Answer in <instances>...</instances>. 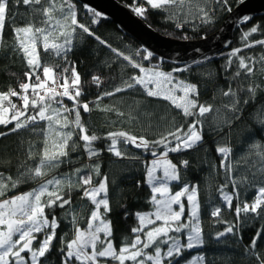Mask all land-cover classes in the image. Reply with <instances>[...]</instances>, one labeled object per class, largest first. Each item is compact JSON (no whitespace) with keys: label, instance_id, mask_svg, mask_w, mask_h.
Here are the masks:
<instances>
[{"label":"trees","instance_id":"trees-1","mask_svg":"<svg viewBox=\"0 0 264 264\" xmlns=\"http://www.w3.org/2000/svg\"><path fill=\"white\" fill-rule=\"evenodd\" d=\"M121 4L132 10L133 6H143L147 9L144 16H139L150 27L157 32L174 38L186 40H199L213 34L221 25L226 15L241 0H228L227 7L220 6L217 0H209L207 7L210 9L211 22H203L195 12L185 19L183 13L178 20H170L166 17L168 12L152 9L147 5L146 0H117ZM77 6L78 20L81 23L90 25L91 31L101 40L106 41L112 48L118 49L133 60L142 64L143 67L158 66L166 72L172 71L174 76L197 86L198 102L204 105H212V112L206 114L201 119L204 121L202 131L203 140L192 149L170 152L168 159L177 165L180 180L170 184L172 191L180 190L184 184L196 185L198 190V201L200 204V227L202 230L203 245L196 249L186 250L178 258V264L190 259L193 254H200L204 257V264H229L233 254L239 253L248 264H258L256 253L261 260H264V234L257 240L255 249H251V241L258 230L264 229V209L259 215L241 214L239 220L235 214L237 205L243 206L244 202L252 203L255 200L256 189L264 186V173L258 171L262 166L259 157L250 145L259 142L264 146V124L258 119H264V62L258 63L251 76L241 75L233 79L237 71L238 60L233 57V64L227 68L229 53L236 48H241L238 56L254 57L259 60L264 55V45H255L245 48L241 36L244 32L250 31L254 26L259 25L257 33L248 37V42L264 39V14L251 18L246 24L238 25L232 36L231 44L222 52L202 58L198 61L186 65H173L161 61L155 56L150 59H143L146 54L144 49L131 37L123 33L117 25L103 17L97 23H92V16L83 7V4L73 0ZM205 6V5H201ZM133 11V10H132ZM169 12H176L177 8H171ZM39 16H33L30 9L22 3L15 5L10 0L8 18L2 35L0 44V92H7L9 89L21 91L20 83L30 82L24 75L29 71L23 53L16 48V38L14 27H24L29 22L34 21L40 26ZM181 24V27H177ZM41 61L48 65H60L61 68L72 64L81 78V88L83 94L79 97V103H89L91 111L84 112L80 109L81 119L88 129L89 134L95 133L101 137L95 142V147L100 154L89 160L83 150L82 141L74 136L73 139L80 147L75 152L69 147L70 162L61 164L59 175L72 173L77 168L84 165L99 163L100 176L93 177L94 186H98L99 181L106 175L107 198L109 200L110 211L105 213V218L111 221V241L118 251L124 246L125 241L131 243L135 239L132 229L139 226L137 213H149L155 210L151 202L152 191L147 183L146 165L153 158L151 151L135 148L132 145L122 146L127 156L117 158L108 149L110 140L106 139L109 132L125 131L133 135L144 136L149 141L159 140L162 136L180 125H187L192 122L193 117H185L180 109H177L169 100L161 97H150L139 85L116 93L112 96H103L105 92H111L116 87H123L125 82H131L133 75H138L139 69L133 68L128 61L122 57H117L110 48L101 44L94 36L77 30L73 38L71 51L67 53V58L54 57L51 53H45L43 48H39ZM140 55H136L137 52ZM188 70L175 72L174 69ZM59 71V69H57ZM70 74V73H69ZM98 76L101 83H93V77ZM34 79V78H33ZM259 85L255 97L249 98L247 91L239 92L240 112L239 119L225 105L232 103V97H225L224 91L231 86L239 90L241 87L247 89L248 85ZM102 98L97 101V97ZM12 103L20 106L22 101L17 97L11 98ZM244 100H248L244 104ZM91 102V103H90ZM63 103L68 108L73 102L68 98L63 99ZM7 106V103L5 104ZM108 109V110H106ZM217 109L220 112L217 113ZM31 111V110H30ZM123 113V115H119ZM70 119L74 113L69 114ZM215 118V122H214ZM231 121L230 124L224 123ZM14 125H0V133H7L0 136V174L5 178L11 176L15 179L19 172L27 167H34L38 163L39 154L43 150L45 139L42 130L46 129V122H39L36 125L10 133ZM218 147L231 148L230 161L233 165L231 172L220 167L223 155L217 151ZM162 152L163 147L154 149ZM34 155L30 158L29 152ZM188 161L187 166L181 164ZM87 172V169H85ZM51 173V174H53ZM232 180L239 181L235 189ZM41 181L25 180L15 189L7 192V197L27 192ZM227 185L224 191L233 195L232 206L229 208L222 200L220 186ZM82 189L73 188L71 191V205L64 208L54 206L46 208L45 214L49 220L53 216L57 218L58 228L56 236L52 242L51 249L45 257L40 258V264H62V238L64 244L74 238V229L71 222V214L74 211L78 214V223L81 228H86L87 219L94 205L87 198H82ZM68 190H64V197L68 198ZM45 200L47 197L44 198ZM221 208L219 218L212 217L214 208ZM103 212V208H101ZM68 213V215H65ZM188 214L185 211L182 217L183 222H187ZM229 225H239L238 234H226L217 238V233L224 231ZM234 231H236L234 229ZM143 234H141L142 236ZM182 243L185 242V233L179 234ZM43 239L42 234L37 235L34 247H39V241ZM166 250V246H162ZM249 247V251L245 248ZM66 251V247L64 249ZM152 253L153 249L146 250ZM28 257L27 253H24ZM103 258L99 262H103ZM73 264H77L73 260ZM177 264V261H173Z\"/></svg>","mask_w":264,"mask_h":264},{"label":"snow or ice","instance_id":"snow-or-ice-1","mask_svg":"<svg viewBox=\"0 0 264 264\" xmlns=\"http://www.w3.org/2000/svg\"><path fill=\"white\" fill-rule=\"evenodd\" d=\"M15 5L23 4L28 7L33 16H39L40 26L35 22H29L24 27H14L13 31L16 38V48L23 53L29 71L24 75L30 82L20 83V92L9 89L7 92H0V125L7 126L13 124L9 129L14 133L21 129H26L36 125L39 122H46V129L42 130L45 139L43 141V150L39 154L38 163L34 167H27L19 172L13 179L11 176L5 178L0 174V264H40V258L45 257L51 249L52 242L56 236L58 228L57 218L55 216L49 220L45 214L46 208L59 206L64 208L71 205V191L73 188L82 189V198H87L95 206L87 219L86 228H81L78 223V214L74 211L71 214V222L74 229V238L64 244L62 238V264H99L101 258L112 259L118 264H125L130 261L131 264H173L186 250L203 245L202 230L200 227V204L198 201V190L196 185L183 187L174 194L171 192L170 184L180 180L177 165L168 159L170 152H180L194 148L203 140L202 131L204 121L201 119L206 114L212 112V105H204L198 102L197 86L184 81L176 80L172 72H163L158 66L145 68L141 63L136 62L131 56L125 55L118 49L112 48L106 41L95 36L91 31L90 25L81 23L78 20V10L73 0H11ZM243 2V0H241ZM147 5L152 9H158L168 12L167 19L178 20L183 13L185 19L193 15V6L199 18L207 23L211 22L210 9L207 7L209 0H146ZM220 6L227 7L228 0H217ZM205 6H201V5ZM10 0H0V44H2V35L9 13ZM83 7L92 16V23H97L101 13L85 4ZM171 8H177L176 12H169ZM132 10L138 16H144L147 9L143 6H133ZM231 11V8H228ZM251 17L245 15L240 22H247ZM177 24V27H181ZM77 30L85 34L94 36L101 44L128 61L133 68L139 69L141 75H133L131 82H125L123 87H116L111 92H105L103 96H112L121 91L131 89L137 85L145 89L150 97H163L169 100L182 114L187 117H193L191 123L175 128L162 136L159 140L149 141L144 136L133 135L125 131L109 132L106 139L110 140L108 151L117 158H125L126 152L122 146L132 145L135 148L151 151L152 159L146 165L147 183L151 186V202L155 210L149 213H137L139 226L132 229L135 239L131 243L125 241L119 251H117L110 239L111 221L105 218V213L110 211L109 200L107 198V176L105 175L94 186L93 177L100 176L99 163L84 165L82 168L75 169L72 173L62 175H51L59 169L61 164L70 162L69 147L75 152L80 145L73 139L74 136L82 141L83 150L86 152L89 160L99 156L100 152L95 147V142L101 137L95 133L89 134L87 127L81 119L80 109L84 112L91 111L89 103H79V97L83 94L81 88V78L76 71L74 64L71 67L60 65H48L41 61L38 51V45L42 46L45 53H51L54 57L67 58V53L73 46V38ZM259 25L254 26L248 32H244L241 40L244 41V47H254L255 45H264V39L248 42V37L257 33ZM143 59L147 60L153 56V53L144 50ZM241 48L233 49L229 53L227 68L233 64V57L238 60L237 71L233 79L239 77L241 72L251 76L258 63L264 62V55L259 60L254 57L238 56ZM136 55H140L138 51ZM207 59V58H206ZM174 69L173 71L188 70ZM59 69V71H57ZM70 73V74H69ZM34 78V79H33ZM93 83H101L98 76L93 77ZM259 85L249 84L247 89L241 87L239 90L231 86L223 92L225 97L231 96L232 103L224 107L234 113L239 119L240 99L239 92L247 91L249 98L255 97ZM177 91L182 95H176ZM17 97L22 104L18 106L12 103L11 98ZM68 98L73 102L72 107L64 105L63 99ZM102 96L97 97V103ZM7 103V106L5 104ZM91 103V102H90ZM244 104L248 100H244ZM31 110V111H30ZM108 110V109H106ZM217 113L220 109L216 110ZM11 115L9 117V113ZM74 113V117L69 119V114ZM123 115V113H119ZM215 122V118H214ZM258 122L264 124V119H258ZM224 123L230 124L231 121L225 120ZM7 133H0V136ZM163 147L162 152L154 149ZM250 149L255 152L261 162L258 169L264 173V146L259 142L250 145ZM217 151L221 153L224 159L221 160L220 167L226 172H231L233 165L230 161L231 148L218 147ZM34 155L29 152L30 158ZM185 167L188 161H182ZM87 169V172H85ZM162 175H157V170ZM41 182L38 186L28 192L7 197V192L15 189L25 180H37ZM235 189L239 181H231ZM227 185L220 186V194L229 208L232 206L233 195L224 191ZM68 190V198L64 197V190ZM103 194V195H102ZM47 197L45 200L44 198ZM182 197L186 198L189 211L187 222L182 221L185 214V204ZM174 205L179 210L174 209ZM103 207V212L101 211ZM264 209V186L256 189L255 200L249 204L243 203V206L237 205L235 214L239 220L241 214L259 215ZM221 208L216 207L211 212L212 217L219 218ZM65 215H68L66 213ZM154 217V219H153ZM157 222H162L157 224ZM147 229V230H146ZM234 229L236 231H234ZM239 225H229L224 231L217 233V238L226 234H238ZM103 233V239L101 238ZM186 234V243H182L179 234ZM42 234L43 239L39 241V247H34V241H37V235ZM141 234H143V239ZM264 234V229L258 230L256 236L252 238L250 248L255 249L257 240ZM99 246V247H98ZM162 246H166V250ZM66 247V251L64 250ZM153 249L152 254L146 250ZM89 249L91 251H89ZM249 251V247L245 248ZM24 253L28 254L26 259ZM256 255L258 264H264V260ZM204 257L196 256L187 262V264H203Z\"/></svg>","mask_w":264,"mask_h":264},{"label":"water","instance_id":"water-1","mask_svg":"<svg viewBox=\"0 0 264 264\" xmlns=\"http://www.w3.org/2000/svg\"><path fill=\"white\" fill-rule=\"evenodd\" d=\"M101 13V17L114 22L126 35L144 50L153 53L161 61L173 65H186L224 51L232 41L235 28L245 15L253 18L264 14V0H243L224 18L220 27L202 39L179 40L165 36L152 27L127 6L117 0H75ZM35 243V241H34Z\"/></svg>","mask_w":264,"mask_h":264},{"label":"rangeland","instance_id":"rangeland-1","mask_svg":"<svg viewBox=\"0 0 264 264\" xmlns=\"http://www.w3.org/2000/svg\"><path fill=\"white\" fill-rule=\"evenodd\" d=\"M134 12V11H133ZM37 26V25H36ZM181 40H186V39H181ZM42 48V46H40V45H38V50H39V48ZM153 67H157V66H149V67H145V68H153ZM159 68V67H158ZM159 70H161V71H163V72H166V71H164L163 69H161V68H159ZM170 72H172V71H170ZM173 74V73H172ZM138 75H141V73L139 72L138 73ZM137 75V76H138ZM173 77L176 79V80H180V79H178V78H176L175 76H174V74H173ZM180 81H183V80H180ZM184 82H186V81H184ZM145 90V89H144ZM176 95H182V93L181 92H179V91H177V93H176ZM161 98H163V97H161ZM9 115V117H10V115H11V112L8 114ZM69 119H70V117H69ZM46 126H47V123H46ZM152 159H154V157L152 158ZM151 159V160H152ZM60 174V172L59 171H57L56 173H53V174H51V175H59ZM157 175H162V172L158 169L157 170ZM39 184V183H38ZM38 184L36 185V186H34L33 188H31L30 190H32V189H34V188H36L37 186H38ZM151 187V186H150ZM30 190H28V191H30ZM27 191V192H28ZM179 191V190H178ZM171 192L174 194L175 192L174 191H172V189H171ZM25 193V192H24ZM20 194H22V193H20ZM16 195H18V194H16ZM103 195V194H102ZM13 196V195H12ZM11 197V196H10ZM255 197H256V194H255ZM221 198H222V196H221ZM222 200H223V198H222ZM182 201L184 202V204H185V211H187V214H188V211H189V205H188V202H187V200H186V198H184V197H182ZM224 201V200H223ZM249 204H251V203H249ZM174 207V209L175 210H179L178 209V206H176V205H174L173 206ZM101 208H103V207H101ZM153 219H154V217H153ZM188 220V219H187ZM160 223H162V222H157V224H160ZM147 230V229H146ZM101 238L103 239L104 237H103V233H101ZM185 242L184 243H186L187 241H186V234H185ZM142 239H143V235H142ZM33 246H35V245H33ZM99 247V246H98ZM200 247V246H199ZM196 248H198V247H194L193 249H196ZM192 250V249H191ZM89 251H91L90 249H89ZM119 251V250H118ZM148 254H152V253H148ZM196 256H201L200 254H193L192 255V257L190 258V259H188V260H186L185 262H183V263H181V264H187V262L189 261V260H191L193 257H196ZM28 258V257H27ZM26 258V259H27ZM103 262H99V264H118V262H116V261H114V260H112V259H110V258H108V259H105V258H103ZM125 264H131V262L130 261H126L125 262ZM149 264H151V262H149ZM204 264V263H203ZM229 264H248V262L246 261V260H244L241 256H240V254L239 253H235V254H233L232 255V257H231V259H230V261H229Z\"/></svg>","mask_w":264,"mask_h":264},{"label":"built area","instance_id":"built-area-1","mask_svg":"<svg viewBox=\"0 0 264 264\" xmlns=\"http://www.w3.org/2000/svg\"><path fill=\"white\" fill-rule=\"evenodd\" d=\"M66 98V97H65Z\"/></svg>","mask_w":264,"mask_h":264}]
</instances>
